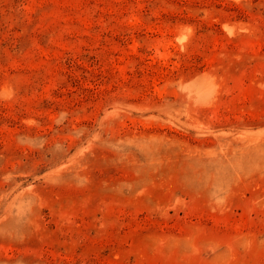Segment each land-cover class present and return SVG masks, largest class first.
<instances>
[{
  "label": "rangeland",
  "instance_id": "rangeland-1",
  "mask_svg": "<svg viewBox=\"0 0 264 264\" xmlns=\"http://www.w3.org/2000/svg\"><path fill=\"white\" fill-rule=\"evenodd\" d=\"M0 264H264V0H0Z\"/></svg>",
  "mask_w": 264,
  "mask_h": 264
}]
</instances>
